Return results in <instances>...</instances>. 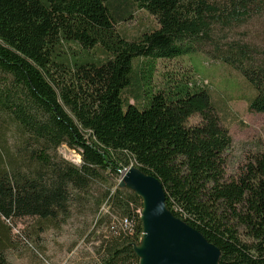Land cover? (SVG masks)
I'll list each match as a JSON object with an SVG mask.
<instances>
[{"label": "trees", "instance_id": "obj_1", "mask_svg": "<svg viewBox=\"0 0 264 264\" xmlns=\"http://www.w3.org/2000/svg\"><path fill=\"white\" fill-rule=\"evenodd\" d=\"M133 7L156 27L127 40L116 26ZM262 18L264 0H0V264L19 221L58 228L95 185L96 211L113 217L87 264H138L141 199L117 187L131 165L159 181L166 209L220 264H264V150L228 173L232 138L207 81L154 82L157 61L204 55L240 74L248 111L264 113V46L241 31ZM71 44L83 56L66 55ZM97 47L102 59L88 52ZM61 146L79 162L58 158Z\"/></svg>", "mask_w": 264, "mask_h": 264}, {"label": "rangeland", "instance_id": "obj_2", "mask_svg": "<svg viewBox=\"0 0 264 264\" xmlns=\"http://www.w3.org/2000/svg\"><path fill=\"white\" fill-rule=\"evenodd\" d=\"M155 27L156 21L152 16L133 7L130 19L117 25L116 29L125 39L132 40ZM241 31L247 32L253 42L264 46V18L253 21ZM64 50L71 58H79L84 54L74 44L66 46ZM88 52L95 59L104 57L98 47ZM184 74L208 83V92L220 123L232 138V147L227 155L228 173H232L248 154L264 150V113L248 111L246 102L253 93L240 74L208 61L204 55H196L157 61L154 82L160 83L162 75L179 78ZM55 155L71 163L79 162L76 152L64 146L59 147ZM104 191L102 186H93L91 199L83 202V207L73 206L70 218L58 228H48L38 233L34 230L33 221H19L12 230V242L7 252L10 264H87L94 261L101 241L108 236L113 217L108 214L105 205L96 211V200ZM98 214L101 215L100 222L96 219ZM23 237L31 245H26L22 241Z\"/></svg>", "mask_w": 264, "mask_h": 264}, {"label": "water", "instance_id": "obj_3", "mask_svg": "<svg viewBox=\"0 0 264 264\" xmlns=\"http://www.w3.org/2000/svg\"><path fill=\"white\" fill-rule=\"evenodd\" d=\"M117 187L141 199L142 235L133 246L138 264H220L219 250L166 209L157 179L131 165L121 173Z\"/></svg>", "mask_w": 264, "mask_h": 264}, {"label": "built area", "instance_id": "obj_4", "mask_svg": "<svg viewBox=\"0 0 264 264\" xmlns=\"http://www.w3.org/2000/svg\"><path fill=\"white\" fill-rule=\"evenodd\" d=\"M122 172H123V171H122ZM122 172H121V173H122ZM121 173H120V175H121Z\"/></svg>", "mask_w": 264, "mask_h": 264}]
</instances>
